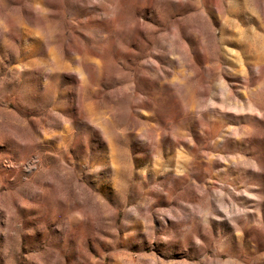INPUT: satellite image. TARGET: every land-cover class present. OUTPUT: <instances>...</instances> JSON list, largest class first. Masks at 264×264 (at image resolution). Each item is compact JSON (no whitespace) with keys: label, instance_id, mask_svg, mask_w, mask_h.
<instances>
[{"label":"rangeland","instance_id":"obj_1","mask_svg":"<svg viewBox=\"0 0 264 264\" xmlns=\"http://www.w3.org/2000/svg\"><path fill=\"white\" fill-rule=\"evenodd\" d=\"M0 264H264V0H0Z\"/></svg>","mask_w":264,"mask_h":264}]
</instances>
